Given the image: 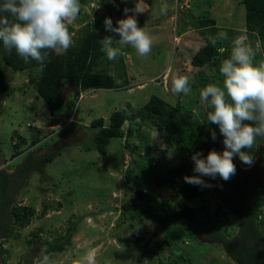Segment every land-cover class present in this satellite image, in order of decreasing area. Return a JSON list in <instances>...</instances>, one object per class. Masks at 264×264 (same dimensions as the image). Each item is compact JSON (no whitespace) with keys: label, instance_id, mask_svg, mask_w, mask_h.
Segmentation results:
<instances>
[{"label":"rangeland","instance_id":"obj_1","mask_svg":"<svg viewBox=\"0 0 264 264\" xmlns=\"http://www.w3.org/2000/svg\"><path fill=\"white\" fill-rule=\"evenodd\" d=\"M149 4L148 13L136 18L153 41L150 53L141 57L125 46L121 62L118 58L103 62L89 73L96 80L109 75L121 88L80 90L67 76L54 96L58 104L54 112L37 92L40 69L13 70L0 56V68L14 88L0 99V169L12 173L27 156L50 149L57 152L45 165L44 175L35 169L27 173L15 195L16 204L34 212L26 226L16 229L18 238H0V261L21 264L28 257L33 264H89L90 260L94 264H237L205 234L215 228L233 238L238 232L237 218L212 186L189 202L194 220L174 219L175 211L184 206L181 189L184 176L189 175L177 174L174 168L187 160L186 151L177 136L157 128L153 115L141 123L126 121L123 136L111 139L106 155L90 141L96 130L92 121L103 118L107 125L114 110L128 104L129 111H136L155 94L175 107L176 114L195 117L213 149L220 151L222 136L215 125L205 123L208 109L200 103L199 93L208 84H221L219 66L225 59L220 56L213 66L195 67L192 57L213 38L220 52L227 41L224 50L230 47V56L232 41L245 38L254 63L264 64V43L245 29L242 0H149ZM132 7L131 0H80V14L68 25L70 47L86 36L94 47V34L111 36L119 47L115 33L107 31L103 21L108 16L115 25L117 11L124 16L123 9ZM164 8L166 12H161ZM177 76L188 77L189 95L173 92ZM210 129L216 131V140L211 139ZM260 146L264 139L257 138L252 149L246 150L253 155L251 166L238 157L233 162L242 170L255 168ZM260 170L263 186L253 193L264 240V162ZM129 202L132 205L126 209ZM203 221L209 223L196 231L195 224ZM71 225L75 227L71 245L41 256L31 233L38 232L45 240L63 236Z\"/></svg>","mask_w":264,"mask_h":264},{"label":"trees","instance_id":"obj_2","mask_svg":"<svg viewBox=\"0 0 264 264\" xmlns=\"http://www.w3.org/2000/svg\"><path fill=\"white\" fill-rule=\"evenodd\" d=\"M242 2L245 7V29L249 35L255 34L264 43V0H242ZM117 14L116 21L123 17L121 10H118ZM94 35V47H90L89 37L86 36L79 38L77 43L69 47L64 55L58 56L55 52L45 50L47 52V60L43 64L34 60L25 62L17 55L15 49H6L2 44H0V56L3 62L13 70L40 69L36 82L37 92L49 104L50 111L54 112L58 106V104L55 105L54 96L60 90L62 80L67 76L79 86L80 90L92 87L104 89L121 88L111 82L109 75L105 77V80H96L89 75L93 67H97L103 62H109L106 55L101 51V40L105 37ZM115 37L119 40L118 34L115 33ZM224 46H227L226 40L223 43V52L219 51L217 44L208 43L200 47L192 57L191 64L195 67L213 66L220 56L227 59L229 57L227 51L230 47L224 50ZM117 58L120 62L122 61L121 55ZM13 92L14 88L7 83L5 73L0 68V99H5ZM128 108L129 105L127 104L123 109L114 110L109 116L107 125L104 124L103 118L92 121V126L96 127V130L90 141L101 155L107 154V147L112 138L123 136L122 127L126 121L129 123H141L149 114L153 115L157 128L165 131L168 136H177L186 151L187 160L174 168L175 173L188 172L189 175H193L191 156L197 152L206 154L213 149V145L204 136L202 124L195 117L176 114L175 107L169 106L167 102L155 94L150 95L146 103L138 110L131 112ZM56 154L57 152L50 149L49 152L33 158L31 155L27 156L12 173L0 169V238H18L20 236L16 229L27 225L34 210L30 207L16 204L15 195L27 180V173L35 169L44 175L45 165L52 161ZM258 159V166L250 170H242L233 162L236 166V174L226 182L220 178L213 180L209 177H203L212 185L214 192L218 194L228 210L238 220V232L233 238L224 236L215 228H212L211 232L205 230V234L207 233V235L220 243L226 255L237 264H248L249 262L251 264H264L263 252L261 253L262 250L260 251L259 249L261 245L264 246L263 234L257 224L260 211L254 200L255 196L253 193L256 187L263 186L260 169L262 162H264V146H260L258 149ZM202 189V187L188 183L184 184L181 189V202L184 206L175 211L174 219L178 220L183 217H187L190 220L195 219L194 211L189 207V202L199 196ZM131 205L132 202H129L124 207L127 209ZM150 217L154 220L159 219L152 214ZM207 223L209 222L196 223V231L203 229ZM74 231L75 227L71 225L63 236L47 237L45 240L39 237L38 232L31 233V235L34 237L35 244L40 248L41 256H45L52 252L66 250L71 245V236ZM1 250L3 253L4 250L2 248ZM26 264H33L32 258H29Z\"/></svg>","mask_w":264,"mask_h":264},{"label":"clouds","instance_id":"obj_3","mask_svg":"<svg viewBox=\"0 0 264 264\" xmlns=\"http://www.w3.org/2000/svg\"><path fill=\"white\" fill-rule=\"evenodd\" d=\"M114 2V0H112ZM133 7L124 8V16L113 20L105 16L103 24L107 31L118 34L119 47L115 40L106 36L101 40V51L109 61L122 54L130 46L141 56H147L153 41L149 34L138 26L136 16L148 13L149 0H131ZM92 5V8H96ZM131 12V14H129ZM166 12V8L161 9ZM80 14V0H0V44L6 49H15L25 62L30 60L43 64L50 50L64 55L72 45L68 25ZM226 39V34L224 35ZM215 45L217 40L213 38ZM223 77L221 84H208L199 93L200 103L208 109L206 121L215 125L222 136L223 148L209 150L191 156L193 175H185L188 184L207 188L203 177L228 181L236 174L234 158L248 166L253 164L249 154L257 138L264 139V64L254 63V52L245 43V38L232 41L229 58L219 66ZM173 92L185 96L192 92L189 79L177 76L173 81ZM211 139L216 140V131L210 129ZM89 264H94L93 260Z\"/></svg>","mask_w":264,"mask_h":264},{"label":"flooded vegetation","instance_id":"obj_4","mask_svg":"<svg viewBox=\"0 0 264 264\" xmlns=\"http://www.w3.org/2000/svg\"><path fill=\"white\" fill-rule=\"evenodd\" d=\"M259 249H260V251L262 250L261 253L263 252L262 255L264 256V246L261 245ZM27 260H29V258L28 257H25L24 260H23V262L21 264H26L27 263ZM32 262H33V260H32ZM0 264H6V263L0 261ZM248 264H251V262H249Z\"/></svg>","mask_w":264,"mask_h":264}]
</instances>
